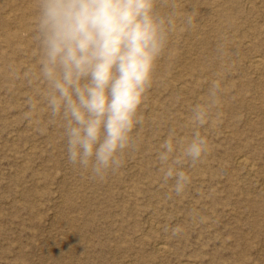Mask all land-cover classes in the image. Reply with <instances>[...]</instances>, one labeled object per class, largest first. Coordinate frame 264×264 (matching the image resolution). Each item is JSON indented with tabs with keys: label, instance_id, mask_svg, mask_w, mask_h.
<instances>
[{
	"label": "rangeland",
	"instance_id": "obj_1",
	"mask_svg": "<svg viewBox=\"0 0 264 264\" xmlns=\"http://www.w3.org/2000/svg\"><path fill=\"white\" fill-rule=\"evenodd\" d=\"M156 9L174 31L140 108L137 147L101 181L71 164L50 123L37 0H0V264H264V209L247 206L264 208V0H156ZM8 31L18 37L8 42ZM197 106L209 115L202 127ZM197 131L210 150L193 165L183 150ZM169 135V163L191 177L180 196L158 159ZM240 153L250 173L236 166Z\"/></svg>",
	"mask_w": 264,
	"mask_h": 264
},
{
	"label": "clouds",
	"instance_id": "obj_2",
	"mask_svg": "<svg viewBox=\"0 0 264 264\" xmlns=\"http://www.w3.org/2000/svg\"><path fill=\"white\" fill-rule=\"evenodd\" d=\"M37 2L38 75L50 123L59 122L71 164L103 181L122 167L125 151L137 147L134 129L143 124L140 108L170 43L173 21L159 15L156 0ZM186 23L192 25L191 17ZM28 103L36 108L31 98ZM208 118L197 106L198 126ZM161 147L163 178L174 180L173 191L180 196L191 177L176 166L178 161L169 163L176 150L171 135ZM209 150L208 139L197 131L183 155L195 165ZM180 231L177 226L171 234Z\"/></svg>",
	"mask_w": 264,
	"mask_h": 264
},
{
	"label": "bare ground",
	"instance_id": "obj_3",
	"mask_svg": "<svg viewBox=\"0 0 264 264\" xmlns=\"http://www.w3.org/2000/svg\"><path fill=\"white\" fill-rule=\"evenodd\" d=\"M206 1V0H205ZM227 2H229V4L231 3V0H226ZM211 2V1H210ZM196 3V2H195ZM233 3V2H232ZM228 4V3H227ZM185 5V4H184ZM234 5V4H233ZM224 6V5H223ZM240 6V5H239ZM258 6V5H257ZM178 8V7H177ZM215 9V8H214ZM220 9V8H219ZM229 9H220L217 14L219 16V18L221 20H224V21H229L231 20L233 17H232V11H228ZM178 12V11H177ZM194 13V12H193ZM192 14V13H191ZM25 16V15H24ZM225 22V23H226ZM22 23V22H21ZM233 23V21H232ZM215 24V23H214ZM220 24V23H219ZM25 26L24 23H22V27ZM192 26V25H191ZM195 26V25H194ZM216 28V27H215ZM237 29V28H236ZM174 31V30H173ZM10 31L6 32V39L8 42H10L13 38H16L18 37V35L16 33H9ZM255 32V31H254ZM216 37V36H215ZM190 39V38H189ZM258 39V38H257ZM204 40V39H203ZM198 41V40H197ZM16 42V41H15ZM202 42H205V41H202ZM208 43V42H207ZM15 44V43H14ZM235 44V42H234ZM177 45V44H176ZM17 46V45H16ZM229 52V51H228ZM8 54V53H7ZM164 54V53H163ZM170 56V55H169ZM186 56V55H185ZM171 59V58H170ZM252 62H253V65L255 67H259L262 65V60H261V55L260 54H256L253 56L252 58ZM13 78V77H12ZM161 79V78H160ZM169 80V79H168ZM211 88V87H210ZM172 96V95H171ZM230 100V99H229ZM225 101V100H224ZM228 104V102H227ZM226 107H228L227 105H225ZM231 107V106H230ZM167 110V109H166ZM148 120V119H147ZM159 121V120H158ZM251 121V120H250ZM177 123V122H176ZM32 127V126H31ZM178 127V125H177ZM248 161L249 159L243 155V154H237V156L235 157V164L238 168H246L247 169V173H250L252 171V166L251 167H248L250 166L248 164ZM252 163V162H251ZM254 165V164H253ZM256 168V167H254ZM197 172L198 173H201L200 170L197 169ZM238 186V185H237ZM247 206L249 208H255V209H258V210H262L264 208H261L260 205H261V202L259 200H256V199H249L247 200ZM60 215V214H59ZM73 216V215H72ZM149 216V215H148ZM64 221H66V223H69V225H71V227L73 228H76V225L72 222L71 219H65ZM73 243H76V240L73 241ZM155 249H156V253H162V252H165L166 251V246L167 244H165L163 241H157L155 244ZM55 248V247H54ZM164 254H162L163 256ZM167 255V254H166ZM55 261L59 262L60 261V256L58 254L55 255Z\"/></svg>",
	"mask_w": 264,
	"mask_h": 264
}]
</instances>
